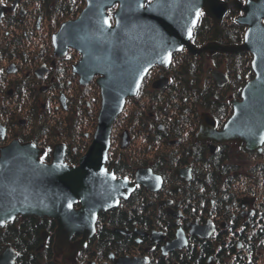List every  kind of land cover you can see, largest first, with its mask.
<instances>
[{
    "label": "flooded vegetation",
    "instance_id": "obj_1",
    "mask_svg": "<svg viewBox=\"0 0 264 264\" xmlns=\"http://www.w3.org/2000/svg\"><path fill=\"white\" fill-rule=\"evenodd\" d=\"M230 8L233 7L229 6L225 15ZM9 13L5 12L3 18ZM25 13L23 11L22 15ZM80 14L64 22L74 21ZM110 19L114 24L113 15ZM215 21L223 23V20ZM52 37L46 44L27 39V47L20 46L23 42L17 44L14 38L9 39L0 51L13 54L1 57L0 53V84L6 81L8 86L0 92L4 91L9 98L24 97L26 102L22 103L20 97L18 102L27 109L33 124L28 119H20L19 123L27 127L36 121L31 131L24 134H33L37 124L42 130L37 142L26 143H34L41 150L40 159L48 144H52L50 158L41 159L43 162L51 163L56 147H60L65 162L79 166L99 123L103 103L98 84L101 76L95 74L83 82L74 71L82 54L70 47L58 55ZM34 42L42 45V49ZM191 42L199 49L217 43ZM180 52L189 53L181 57V63L189 67L196 69L197 59L204 57L213 59L215 64L212 63V69L202 70L203 73L195 69L185 71L183 66L176 69L175 53L168 67L155 65L148 72L138 93L126 99L123 111L114 121L105 168L116 180L127 179L132 184L130 190H125L127 198H121L116 207L99 212L95 232L78 250L83 234H74L62 246L58 243L55 221L53 230L41 231L40 246L34 252L24 257L13 248L16 251L14 264H117L121 258H138L137 264H211L219 258L220 247L232 250L235 231L252 219L255 222L256 198L248 192L250 172L247 167L251 156L263 153V146L262 152L250 151L244 143H219L200 138L203 126L221 131L234 112L233 99H241L242 90L239 96H234L232 77L226 70L229 58L241 52L193 55L187 47ZM7 58L18 61L4 67ZM221 64L224 67L220 68ZM216 72L228 77L223 86L215 78ZM203 74L210 85H203ZM161 78L166 84L155 87ZM203 98H209L210 103L204 104ZM2 126L6 133L0 140H6L11 128L8 124L2 123ZM20 134L17 136H22ZM138 140L140 147H136ZM138 177L144 183H138ZM79 207L80 203L76 208ZM28 218L18 216L13 222ZM194 225L209 227L210 235L201 238L192 234ZM180 231L184 233L186 246L167 249ZM208 245L211 248L214 245L217 252L203 261L207 259L204 253ZM238 246L241 248L243 242Z\"/></svg>",
    "mask_w": 264,
    "mask_h": 264
},
{
    "label": "water",
    "instance_id": "obj_2",
    "mask_svg": "<svg viewBox=\"0 0 264 264\" xmlns=\"http://www.w3.org/2000/svg\"><path fill=\"white\" fill-rule=\"evenodd\" d=\"M13 5H0V23ZM242 12L236 21L247 27L241 45L222 47L212 43L199 49L193 44V30L202 10L222 21L229 4L223 0H86V7L74 21L64 22L53 35L58 55L72 47L82 54L74 67L83 82L95 74L103 98L99 123L93 142L81 158L79 166L65 162L64 151L56 147L51 163L40 159L41 150L34 143L18 139L0 148V228L18 216L50 218L57 222L58 243L65 246L74 234H83L77 250L95 232L99 212L118 205L127 198L125 190L132 184L127 179L116 180L105 168L114 121L124 109L126 99L135 96L155 66L168 67L175 53L187 47L199 52L239 53L252 56L254 78L242 89L241 99H233L234 112L221 131L202 127L200 138L219 143L245 144L250 151L262 152L264 145V0L235 2ZM117 6L113 14L108 9ZM107 21V23H105ZM109 24L111 27H109ZM220 86L228 79L214 73ZM164 79L155 83L163 87ZM0 124V138L5 137ZM138 183L144 180L137 179ZM80 203V207L76 206ZM71 205V207H69ZM207 226L194 225L191 233L207 238ZM183 232L167 245V249L184 248ZM16 251L6 246L0 254V264H14ZM138 258H121L117 264H137Z\"/></svg>",
    "mask_w": 264,
    "mask_h": 264
},
{
    "label": "trees",
    "instance_id": "obj_3",
    "mask_svg": "<svg viewBox=\"0 0 264 264\" xmlns=\"http://www.w3.org/2000/svg\"><path fill=\"white\" fill-rule=\"evenodd\" d=\"M28 1L30 6L29 10L33 13L39 12L36 16L40 17L41 20H46L49 23L48 26L51 31H53L55 27L59 26L64 21L76 18L86 5L84 0ZM226 1L234 2L236 0ZM239 1L244 2L245 0ZM237 14L238 13L235 8L230 9L225 15L223 23L220 24L206 14H201L198 24L193 30L192 41L199 45L208 42H217L228 45H241L244 42L246 28L236 22L235 17ZM3 21L4 23H9L6 17ZM14 22L16 23V21ZM0 37L3 38V35H0ZM3 40L0 41V51L5 45L8 44V42L5 43ZM23 43L20 44V46L27 47L29 45L28 42ZM0 53L5 54L4 52ZM181 54V52L176 53L174 55V61H177V58ZM187 54L189 55V53ZM252 59L253 56L249 52L243 51L240 54L231 56L228 60L226 70L228 74L232 75L231 77L234 85L235 95L239 96L243 87L255 76L252 69ZM194 67L195 66L189 67L188 65H185L183 66V69L185 71H191V69H195ZM17 96L20 97V95ZM22 100L26 102L24 97ZM202 101L207 105L210 103L209 98H203ZM28 121H32L33 124V119H28ZM35 123L36 121L34 124ZM6 124L10 126V122ZM20 135L22 136L17 137H19L23 143L28 141H36V138L42 135V130H40V127L37 124V130H35L33 134ZM8 140L9 138L6 140H0V148L3 147V145L6 144ZM48 145L49 146L46 149V153L41 157L43 161H46L50 158L52 144ZM257 156L258 157L254 158L251 156V159H258V163L254 166L251 165L252 162L250 163L253 169L249 170V172L252 171V173L249 177L248 186L249 195H252L256 198V220L254 222L252 219L247 225L241 226L242 228H240L238 232L235 231L237 239L235 238L234 246L232 247V256L235 260L233 264H257L258 259H260L264 254V145L263 153L258 154ZM54 227L55 220L50 218H38L34 216L25 220L18 219L15 222L7 223L3 228H0V252L2 248L8 245L20 251L22 256L25 257L28 253L34 252V250L40 246L41 231L53 230ZM238 240L243 242V246L241 248L238 246L240 242ZM217 243H220L219 240H217ZM205 248L206 252L204 254H206L207 259H203V261L208 260L210 258L209 256L214 251L217 252L214 245L212 248L215 250L209 245ZM225 251L226 250L224 247L223 249H218V260L222 261L224 256L225 259L230 258L229 256L225 255ZM24 262L27 263L29 261L24 260Z\"/></svg>",
    "mask_w": 264,
    "mask_h": 264
},
{
    "label": "rangeland",
    "instance_id": "obj_4",
    "mask_svg": "<svg viewBox=\"0 0 264 264\" xmlns=\"http://www.w3.org/2000/svg\"><path fill=\"white\" fill-rule=\"evenodd\" d=\"M14 1L15 0H7V1L6 0H3V1L0 0V5L3 4V5H7V6L11 7L13 5ZM18 5H19V7H18ZM229 6L235 8V4H233V2L229 3ZM16 8H18V9L14 12V10ZM15 9L10 12L11 14L9 13V14L5 15V17L9 21V23H7V22L4 23V21H2V23H0V28H1L0 29V31H1L0 35H3V38L0 37V41H2L4 39L3 41L5 43L9 42V39H13V38L16 40L17 44H18V41H20V43L21 42H28V41H26L27 39H35V40L39 41V44L49 43L52 35L58 31L60 25L62 24L61 23L59 26L55 27L53 29V31H51L49 29V26H48L49 23L46 20H44V19L41 20L40 17L36 16L39 12L33 13L29 10L30 6H29L28 0H20L17 4V7H15ZM230 9H232V8H230ZM116 10H117V6L108 9L109 15L112 16L116 12ZM23 11H26L24 16L22 15ZM236 11L238 14L236 15L235 18L237 19L239 16L242 15V13L240 11H238L237 9H236ZM4 18H3V20H4ZM14 21H16V23ZM39 44L34 42V45H36L37 47L38 46L41 47L42 45H39ZM45 46L47 47V45H45ZM40 49H42V47ZM13 50H14L13 52H15V48ZM187 53H182L177 58V61L174 63V65L177 67L176 69H178V68L181 69L182 66L186 65L184 63H181L182 62L181 57H183L184 55H187ZM12 55L13 54H10V55L1 54V57H3V56L4 57H7V56L12 57ZM14 56H16V55H14ZM195 60H193V61L195 62ZM197 60H198L197 64H196L197 68L195 70L199 73H200V71H201V73H203L202 70L207 69V68L212 69V63L215 64L213 62L214 61L213 59H208L207 57H204L201 60L198 58ZM15 61L17 62L18 60H15V59L11 60L10 59L8 61V58H7V60L4 61L3 65H4V67H6V66L8 67L9 65H11L10 62H15ZM219 66H220V68H221V66L224 67V65H222V64ZM222 69H224V68H222ZM230 76H232V75H230ZM202 81L205 83V84H203L205 86L209 84L208 80H206V77H204V74L202 77ZM7 84L8 83L6 81H3L0 84V90H6L7 86H8ZM234 96H236V95H234ZM21 98H23V97H21ZM18 100H19L18 96H14V97L9 98V97H7L6 93H4V91L0 92V123L6 124V123L10 122L9 128H11L9 140L3 146L8 145L13 140L17 139V134H20V133L24 134V133L28 132L29 130L31 131L32 126H35V124H34L32 126L28 125L27 127H24V126L21 127V125L19 123L20 119H29V116H31V115H29L27 113V109L25 107H23V105H22L24 100H22L21 104H19ZM43 101H45V99H43ZM147 102L150 103V101H147ZM129 111H131V110H129ZM11 118H13V119H11ZM21 143H23V142H21ZM140 146H141V144L138 140L136 142V147H140ZM252 158H254V157H252ZM250 161L252 162V164H251L252 166H254L255 164L257 165V163H258L257 162L258 159H251ZM251 165L247 167L249 170L253 169ZM251 173H252V171L250 172V174ZM62 251L64 252L65 249H62ZM231 251L232 250L230 248H228V249L226 248V254L225 255L229 256L230 258L225 259L224 258L225 256H224L222 261L217 259V260H215V262H212L211 264H233L235 262V260H234V257L232 256V253H229ZM257 264H264V254L262 255V257L260 259H258Z\"/></svg>",
    "mask_w": 264,
    "mask_h": 264
},
{
    "label": "snow or ice",
    "instance_id": "obj_5",
    "mask_svg": "<svg viewBox=\"0 0 264 264\" xmlns=\"http://www.w3.org/2000/svg\"><path fill=\"white\" fill-rule=\"evenodd\" d=\"M105 23H107V21H105ZM109 27H111V25L109 24ZM69 207H71V205H69Z\"/></svg>",
    "mask_w": 264,
    "mask_h": 264
}]
</instances>
